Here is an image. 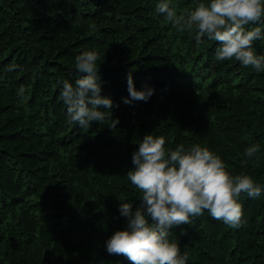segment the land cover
<instances>
[{
    "label": "trees",
    "instance_id": "trees-1",
    "mask_svg": "<svg viewBox=\"0 0 264 264\" xmlns=\"http://www.w3.org/2000/svg\"><path fill=\"white\" fill-rule=\"evenodd\" d=\"M158 2L0 0V264H131L106 242L127 224L121 203H141L126 173L148 133L171 149L207 146L262 186L257 198L241 195L239 228L205 211L170 229L186 264H264V71L218 61V42L197 46ZM199 2L172 0L178 13ZM253 47L264 53V41ZM88 50L100 55L113 109L81 128L67 123L60 91L82 75L75 57ZM130 71L138 90L154 88L146 102L123 103ZM252 144L260 151L248 160Z\"/></svg>",
    "mask_w": 264,
    "mask_h": 264
},
{
    "label": "clouds",
    "instance_id": "clouds-1",
    "mask_svg": "<svg viewBox=\"0 0 264 264\" xmlns=\"http://www.w3.org/2000/svg\"><path fill=\"white\" fill-rule=\"evenodd\" d=\"M156 11L177 31L194 34L197 46L205 37L218 42V61L235 59L264 71V53L257 54L253 47L255 41H264V23L258 25L264 21V0H200L194 10L180 13L172 0H159ZM100 64L96 50L84 51L75 57V68L82 75L74 82H61L67 123L90 128L93 122L100 124L108 113L111 115L113 100L102 95ZM127 89L129 96L123 103L128 105L146 102L154 94V88L147 84L138 90L131 71ZM23 92L22 86L19 94ZM118 123L113 119L109 127ZM259 151L260 145L252 144L245 150L246 159L251 160ZM132 163L134 167L126 174L141 193V203L135 209L131 202L121 203L120 214L127 224L106 242L109 254L123 255L131 264H186L188 254L181 253L179 244L170 238V229L191 224L193 217L205 211L213 219L239 228L245 223L241 195L257 198L262 191L251 175L232 174L207 146L185 148L180 144L171 149L163 135L145 134L132 154Z\"/></svg>",
    "mask_w": 264,
    "mask_h": 264
}]
</instances>
